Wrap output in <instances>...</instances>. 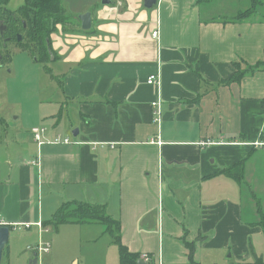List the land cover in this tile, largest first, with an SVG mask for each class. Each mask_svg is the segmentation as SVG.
<instances>
[{"label": "crops", "instance_id": "crops-1", "mask_svg": "<svg viewBox=\"0 0 264 264\" xmlns=\"http://www.w3.org/2000/svg\"><path fill=\"white\" fill-rule=\"evenodd\" d=\"M102 1L62 0L74 27L50 35L56 75L46 66L61 88L22 127L0 115V227L34 229L40 241L62 226L50 223L58 207L76 202L103 207L136 264L142 254L145 264H201L205 254L208 263L264 264L252 249L264 240L255 195L264 183V68L231 79L236 67H264V24L250 20L264 15V0L243 11L219 0H157L149 10L143 0ZM86 13L92 32L81 34ZM151 75L157 85L146 83ZM34 127L44 129L39 141ZM89 224L112 240L98 222L69 225ZM27 250L29 264L51 253L46 241Z\"/></svg>", "mask_w": 264, "mask_h": 264}, {"label": "rangeland", "instance_id": "rangeland-1", "mask_svg": "<svg viewBox=\"0 0 264 264\" xmlns=\"http://www.w3.org/2000/svg\"><path fill=\"white\" fill-rule=\"evenodd\" d=\"M219 1H229V4L234 5V11H243L248 8V5L250 6V1L248 0ZM64 2L65 0H63V4ZM23 3L24 0H9L5 7L7 6L8 9L15 10ZM65 8H67L68 12H72L66 5ZM250 20L259 21L264 24V15H260L259 17L251 16ZM64 25L68 24L65 23ZM6 28L7 26H5L3 34L0 35L3 45H5L2 48L3 52H0V115L11 120L12 127H22L37 115L38 104L41 101L52 100L56 96V92L61 88V85L58 77H54L53 79L46 72L45 67L48 66L53 74L56 75L57 65L50 60V56L48 55V58L44 57L40 59V55H44V52L41 54L37 52L40 48L39 45H35L34 51L36 54L22 50V47L16 44L21 41L16 40V43L10 42V38L5 36L9 31ZM25 44L28 43L25 42ZM49 44L50 41L47 40V47H50ZM7 55H10V57H6ZM36 55L40 60H44L45 62L50 60L51 62L47 63V65L37 62ZM153 76L148 77L146 81L150 86L157 85V80L151 79ZM56 82H58L59 88ZM61 102L62 106L64 105V108H66L64 109L65 112L68 111L71 114L76 112V105L70 104L66 99ZM156 105H158V101L152 103L153 107ZM17 117L18 120L15 119ZM68 123V126L65 128L66 130L71 129L72 120ZM68 142H70L69 138L66 143ZM156 144L161 145L159 142H156ZM251 188L253 189L252 185ZM246 192L249 196L253 195L249 190ZM255 195L261 199V207L264 212V183L259 186V191ZM248 200L249 204L252 203L251 199L248 198ZM97 227L101 228L102 226H96L95 224H89V226L65 224L58 227L56 231L50 230L48 233L42 234L43 236L42 239L40 238V241L34 229L30 232L12 230L8 236L7 247L2 254L1 264H29L34 258V251L27 250V247H35L38 243L43 244L45 241L50 244L51 253L37 252V256L35 257L37 264H118L117 246L107 234L102 235ZM255 237H262V235L257 234ZM252 245L254 253L264 261L263 237L255 243L252 241ZM207 258V254H205L201 264H227L220 259L208 263ZM212 258L211 256V260ZM254 259H250L248 263L256 264L253 261Z\"/></svg>", "mask_w": 264, "mask_h": 264}, {"label": "trees", "instance_id": "trees-1", "mask_svg": "<svg viewBox=\"0 0 264 264\" xmlns=\"http://www.w3.org/2000/svg\"><path fill=\"white\" fill-rule=\"evenodd\" d=\"M9 0H0V19L2 16H5L4 24L8 26V34L6 37L10 38V42L16 43V35L14 33H19L22 35L21 42H17V45H20L22 49L28 50L29 52L35 53V45H39L40 48L37 50L39 54L44 52V55H40V59L44 57H49L47 53V40H49L50 35L55 31L57 25H64L65 23L69 24L71 27H74L73 18L70 16L63 4L62 0H24V3L18 7L15 11H10L5 7ZM254 6L257 0H250ZM197 4L201 5V7L208 6L207 4L211 3L212 0H196ZM253 9L250 11H246L240 14L237 19H241L243 16H248L251 14ZM236 20V19H235ZM233 20V21H235ZM78 21V20H77ZM78 24V23H77ZM88 34L91 31H82L78 30V33ZM27 42L28 44H25ZM42 45H41V44ZM3 41L0 38V52H3L2 48ZM36 54V53H35ZM6 57H10L7 55ZM37 57V61L43 62L44 60H40ZM246 69L241 70L239 67H236V71L232 76V81L238 82L241 77L246 75L247 73L251 74L254 69L264 68L262 64L258 63L253 67L245 66ZM46 72L50 74V76L54 79V76L51 74V71L46 67ZM242 164V163H239ZM240 169V173L236 177V181L239 185L242 184V176H241V165L236 167ZM238 169V170H239ZM232 168L225 170L224 173L231 175ZM257 212L260 214L262 218V211L260 203L257 202ZM98 222L105 226L107 233H109L112 237V240L115 244L118 245V255L120 264H136L137 257L130 255L126 248L123 247L119 241V233H118V223L111 220L108 216H106L103 207L96 205H88L76 202H65L62 203L55 214L53 215L50 223L55 227L63 224H84V223H94ZM263 230H264V219L262 221ZM190 255L193 256L192 250L190 251ZM256 264H263L260 260L255 262ZM188 264H198L193 261L190 257Z\"/></svg>", "mask_w": 264, "mask_h": 264}, {"label": "water", "instance_id": "water-1", "mask_svg": "<svg viewBox=\"0 0 264 264\" xmlns=\"http://www.w3.org/2000/svg\"><path fill=\"white\" fill-rule=\"evenodd\" d=\"M103 4H109L108 0H103L102 1ZM157 3V0H143V7L147 10L153 8ZM78 19L81 23L80 27L82 31H87L88 29H90V14L86 13V14H82L78 16ZM5 29V26L3 25V23H0V35L3 34V31ZM17 41H21L22 39V35H16ZM47 51L48 53H50V49L49 47H47ZM8 234H9V229L7 227H0V262H1V258H2V252L6 246V244L8 243ZM138 264H145L143 262H138Z\"/></svg>", "mask_w": 264, "mask_h": 264}, {"label": "built area", "instance_id": "built-area-1", "mask_svg": "<svg viewBox=\"0 0 264 264\" xmlns=\"http://www.w3.org/2000/svg\"><path fill=\"white\" fill-rule=\"evenodd\" d=\"M158 35H159V31H158V29L157 30H155V31H153L152 32V34H151V36L155 39V38H157L158 37ZM151 79L152 80H157V84H158V78L156 77V76H153V77H151ZM149 82H151V81H149ZM43 130L44 129H42V128H38V127H35V128H33L32 129V132L34 133V138H35V140L36 141H39L40 140V136H41V133L43 132ZM67 138H65V139H63V140H61V139H56V141L55 142H64V143H66L67 142ZM26 227H28V225H26ZM44 251H47V249H44ZM144 262H147L148 261V259H142Z\"/></svg>", "mask_w": 264, "mask_h": 264}, {"label": "bare ground", "instance_id": "bare-ground-1", "mask_svg": "<svg viewBox=\"0 0 264 264\" xmlns=\"http://www.w3.org/2000/svg\"><path fill=\"white\" fill-rule=\"evenodd\" d=\"M140 258L141 259H148V260L151 259V257L149 255H146V254H142Z\"/></svg>", "mask_w": 264, "mask_h": 264}, {"label": "flooded vegetation", "instance_id": "flooded-vegetation-1", "mask_svg": "<svg viewBox=\"0 0 264 264\" xmlns=\"http://www.w3.org/2000/svg\"><path fill=\"white\" fill-rule=\"evenodd\" d=\"M1 22L4 23V22H5V18H4ZM1 22H0V23H1ZM3 25H4V26H7V25H5V24H3ZM7 29H8V26H7L6 30H7ZM6 30H5V34H6ZM13 35H16V33H14Z\"/></svg>", "mask_w": 264, "mask_h": 264}]
</instances>
